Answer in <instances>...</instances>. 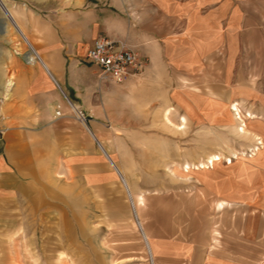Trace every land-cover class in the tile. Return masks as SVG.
Segmentation results:
<instances>
[{"label": "crops", "instance_id": "1", "mask_svg": "<svg viewBox=\"0 0 264 264\" xmlns=\"http://www.w3.org/2000/svg\"><path fill=\"white\" fill-rule=\"evenodd\" d=\"M67 9V18L58 13ZM44 10L56 12L54 20L20 8L12 14L37 60L28 53L30 66L18 65L13 85H5L0 203L45 206L46 198H79L73 175L79 160L64 155V145L72 152L78 148L61 127L69 117L60 92L80 97L87 84L74 78L88 67L79 66L78 56L85 61L95 37L105 35L146 60L147 79L160 76L170 92L168 102L183 112L178 121L183 116L186 124L223 126L236 120L237 106L241 115L250 114L243 116L252 137L262 140L254 169L248 168L246 179H236L253 188L252 194L239 196L235 188L228 197L217 185L203 183L215 198H198L190 207L174 198L147 203L97 140L121 181L134 225L118 230L125 233L115 239L129 245L118 259L133 256L123 264H264V0H55ZM13 232L12 243L0 242V264H26L25 255H16L24 251L23 230ZM112 260L104 257L105 264Z\"/></svg>", "mask_w": 264, "mask_h": 264}, {"label": "rangeland", "instance_id": "2", "mask_svg": "<svg viewBox=\"0 0 264 264\" xmlns=\"http://www.w3.org/2000/svg\"><path fill=\"white\" fill-rule=\"evenodd\" d=\"M54 3L55 0H0V107L8 100L5 85L15 81L18 65L30 66L28 53L31 60H37L12 14L20 8L36 17L54 20L56 12L44 10ZM58 13L70 16L69 9ZM78 57L79 66L88 68L86 72L79 71L74 81L87 85L82 87L80 97L71 92L60 94L69 117L61 127L76 138L78 148L73 147L72 152L64 145V155L73 153L79 160L78 172L73 170L78 178L79 198H46L45 206L41 202L29 206L24 200L18 205L15 200L0 203V242L12 243L13 231L23 230L19 240L24 251L16 255H25L24 263L105 264L106 257L114 258V264H123L133 259H118L120 253L125 254L124 247H129L128 241L125 245L124 240L115 239L125 233L118 230L134 225L121 181L108 166L97 140L147 203L151 198H174L190 207L198 198H215L209 197L203 183L212 184L214 189L217 185L219 194L228 197L235 188L239 196L252 194L248 191L253 188L236 181L247 178L248 168L254 169L259 161L256 152L262 146L261 139L252 137L251 126L243 116L245 111L242 118L235 112L236 120L223 126L188 122L179 130L167 123L163 112L169 109V118L176 125L183 122V116L178 121L183 112L168 102L170 92L164 82H159V75L158 80L156 76L149 80L143 69L116 82L96 65L83 61L82 55ZM68 101L83 110L86 125L77 120ZM1 127L0 124V135ZM254 177L251 171L249 178ZM89 179L93 184H88ZM137 224L142 228L139 220Z\"/></svg>", "mask_w": 264, "mask_h": 264}, {"label": "built area", "instance_id": "3", "mask_svg": "<svg viewBox=\"0 0 264 264\" xmlns=\"http://www.w3.org/2000/svg\"><path fill=\"white\" fill-rule=\"evenodd\" d=\"M86 63L96 65L103 75L108 76L116 82H122L131 73H141L146 65V60L139 57L137 52L130 48H125L118 41L105 36L98 35L87 48L84 56ZM68 103H71L68 101ZM73 104V103H72ZM73 113L82 124H87V116L77 105ZM59 116L60 108L55 111Z\"/></svg>", "mask_w": 264, "mask_h": 264}, {"label": "bare ground", "instance_id": "4", "mask_svg": "<svg viewBox=\"0 0 264 264\" xmlns=\"http://www.w3.org/2000/svg\"><path fill=\"white\" fill-rule=\"evenodd\" d=\"M25 35V34H24ZM26 37V36H25ZM29 41V40H28ZM32 46V45H31ZM12 82H9V88H10V86H12ZM69 105H70V107H71V109H74V105L72 104V103H69ZM236 108V110L238 111V115H239V118H242L243 116L240 114V111H239V109H238V107L237 106H235ZM169 109H165V111H164V116H165V118H166V121H167V123L168 124H170V125H173V126H175V127H177V129H179V130H182V129H184L185 128V124H186V119L185 118H182V120H183V122H181L180 124H178V125H176V124H174L173 122H172V120L169 118L170 116H169ZM247 115H249L250 116V114H247ZM246 115V116H247ZM245 118V117H244ZM242 130H244V129H242ZM214 158H215V156H213L212 157V159L214 160ZM216 159H218V158H216ZM213 163V162H212ZM141 223H139V225H140Z\"/></svg>", "mask_w": 264, "mask_h": 264}]
</instances>
